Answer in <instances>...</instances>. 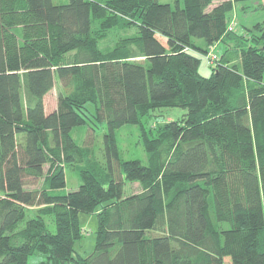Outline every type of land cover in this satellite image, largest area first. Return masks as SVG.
Segmentation results:
<instances>
[{"label":"trees","instance_id":"1","mask_svg":"<svg viewBox=\"0 0 264 264\" xmlns=\"http://www.w3.org/2000/svg\"><path fill=\"white\" fill-rule=\"evenodd\" d=\"M232 6L0 0V264H264V22L238 34ZM220 42L204 77L201 55ZM164 107L186 113L148 129ZM128 124L146 161L122 157ZM82 126L106 127V163L73 137ZM67 168L81 183L64 193ZM126 181L140 192L124 196ZM80 214L98 217L87 257L74 256Z\"/></svg>","mask_w":264,"mask_h":264},{"label":"rangeland","instance_id":"2","mask_svg":"<svg viewBox=\"0 0 264 264\" xmlns=\"http://www.w3.org/2000/svg\"><path fill=\"white\" fill-rule=\"evenodd\" d=\"M161 3L175 4L176 0H159ZM233 2L232 9L229 13L230 26L238 34L250 33L249 30L253 29L257 23L264 22V0H230ZM69 0H53L54 4H65ZM19 31V29H18ZM137 35V28L127 30H112L108 32L105 39L100 41L102 47L113 45L117 40L126 36ZM166 41L165 38H162ZM234 45V44H233ZM232 45V46H233ZM229 48L225 43L220 42L216 44L209 56L220 57ZM202 63L199 72L204 77H209L212 73V65L210 64L209 57L202 56ZM61 91L60 84L57 83L55 88L52 89L45 97V108L47 112L53 111L58 102V96ZM186 110L181 108H160L150 115V117L143 119V124L149 129H155L158 125L165 124L169 121H177L183 118ZM88 129V126L77 127L73 130L72 135L79 145H89L95 150V155L101 164L106 163L103 147V135L106 131L105 126H99L95 131ZM118 145L122 152L124 160L140 159L146 161L147 154L143 146L140 144V125L128 124L117 131ZM67 185L62 191L64 193L76 191L80 185V178L78 171L75 168H67L65 170ZM139 184H132L128 181L125 183L124 196H130L133 192L139 191ZM35 188V187H32ZM36 208L28 210L27 219L31 217ZM213 213V207H212ZM80 224L82 227L83 237L76 242L74 256L87 257L93 253L96 244V232L98 228L97 214H80ZM50 231H55V225L49 222ZM45 256L34 254L29 256L28 262L35 264L43 261ZM229 260V259H228ZM230 261V260H229Z\"/></svg>","mask_w":264,"mask_h":264},{"label":"built area","instance_id":"3","mask_svg":"<svg viewBox=\"0 0 264 264\" xmlns=\"http://www.w3.org/2000/svg\"><path fill=\"white\" fill-rule=\"evenodd\" d=\"M232 27V26H231ZM233 28V27H232ZM209 59H210V63H213V61L216 59V55H214V56H211V58L209 57Z\"/></svg>","mask_w":264,"mask_h":264},{"label":"crops","instance_id":"4","mask_svg":"<svg viewBox=\"0 0 264 264\" xmlns=\"http://www.w3.org/2000/svg\"><path fill=\"white\" fill-rule=\"evenodd\" d=\"M45 101V100H44ZM46 109V108H45ZM52 112V111H51ZM51 112H47L46 111V113H51ZM136 185V184H135ZM140 188V187H139ZM138 192H140V189H139V191H136V192H133L132 194H134V193H138Z\"/></svg>","mask_w":264,"mask_h":264}]
</instances>
